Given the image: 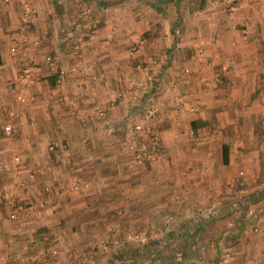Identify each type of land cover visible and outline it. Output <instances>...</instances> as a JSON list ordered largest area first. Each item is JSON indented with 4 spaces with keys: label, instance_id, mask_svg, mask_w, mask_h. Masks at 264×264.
Masks as SVG:
<instances>
[{
    "label": "crops",
    "instance_id": "1",
    "mask_svg": "<svg viewBox=\"0 0 264 264\" xmlns=\"http://www.w3.org/2000/svg\"><path fill=\"white\" fill-rule=\"evenodd\" d=\"M33 3L39 12L32 18V25L35 23L39 29L43 26L44 30L35 33L32 42L38 33L44 36L41 39L45 40L55 66L58 69L75 66V70L59 74L50 72L46 65V72L30 71L34 79L26 88L33 100L19 112V136L28 138L25 141L29 144L27 152L32 168L50 169L47 182L56 183L55 188L67 185L68 200L57 197V201L47 194L43 199L47 201L46 209L32 219L27 215L28 220L26 216L25 220L23 217L11 220L0 213V258L5 264H102V257L75 253L90 248V238L98 234L94 219L92 226L87 227L74 228L71 222L61 227L54 223L63 216L76 218L74 222H78L82 213L77 208L83 206L89 205L92 210L101 208L99 204L107 197L100 191L108 186L110 204L105 210L115 217L124 214L126 219L155 218L159 223L171 217V223L174 221L171 227L180 241L179 260L183 259L184 251L193 249V243L194 246L201 243L196 240L201 228L196 222L200 212L192 208L195 201L205 203L212 199L221 182L218 179L224 176L227 180L229 165L232 169L249 166L244 164L249 158L246 153L241 157L243 162L232 164L230 145L228 161L222 163L221 143L217 147L208 143L210 63L226 60L219 55L221 44L236 35V29L230 27L242 13L235 10L230 15L233 19L226 21L223 14L216 13L214 17L208 11V0H34ZM6 4L4 9L10 14L14 0ZM210 42L217 51L214 52ZM71 43H75L73 48ZM131 44L135 49L131 50ZM49 55L34 57L44 62ZM6 57L0 51V80L9 76L8 71L13 68ZM133 63L141 64L142 68L136 70ZM51 73H56L53 83L47 80ZM36 75H40V85ZM147 90L157 92L161 102L157 118L144 120L158 136L161 150L154 169H131L127 162L133 151L113 139L131 135L132 123L140 118L141 105L150 96ZM173 101L179 107L167 114L171 117L168 119L163 112ZM97 107L106 110L105 117L96 114ZM82 137L87 139L86 143L81 141ZM73 181H79L80 186H72ZM87 187L92 194L84 197L77 193L80 190L85 194ZM132 187L139 190L136 192ZM37 190L34 186V197ZM74 205L76 209H72ZM56 206L62 210L52 213L51 208ZM99 213L93 210L90 218L100 216ZM185 217L193 223L190 229L179 227L178 220ZM251 242L247 240V248L254 247ZM202 244L208 245V239ZM223 246L234 251L239 243L227 241ZM55 247L56 254H49ZM114 260L110 264L134 262L130 255L119 262ZM154 260L150 259L151 264ZM258 260L264 264V257ZM104 261L107 264L106 258Z\"/></svg>",
    "mask_w": 264,
    "mask_h": 264
},
{
    "label": "rangeland",
    "instance_id": "2",
    "mask_svg": "<svg viewBox=\"0 0 264 264\" xmlns=\"http://www.w3.org/2000/svg\"><path fill=\"white\" fill-rule=\"evenodd\" d=\"M10 1L0 0V51L2 55L6 53V59L12 62L13 67L8 71L9 76L0 80V213L11 220L22 217L24 220L25 218L28 220V216L31 219L34 216H40L43 209H46L47 201L45 202L43 199L47 198L45 197L47 194L50 197L53 196L55 200L58 199L57 197H66L67 201L68 193L66 192L67 185L55 188L56 183L47 182L50 169L32 168L28 159L29 152H27L29 144L25 141L28 138L19 136L18 115L21 111L23 112L24 104L33 100L32 93L28 92V85H21L19 76L23 69L30 65L38 66L39 70L36 72H46V64L38 60L39 58L35 59L34 56L37 54L44 56L49 53L45 48L47 46L45 40L41 39H45L44 36L41 37L38 33L35 42H32L35 39L34 34L39 30L41 32L44 30L43 26L39 29L35 23L32 25V18L39 12L33 3L34 0H14V7H11L12 10L8 14L9 10L5 11L4 6ZM25 1L34 4L36 11L27 23L25 31L21 32L20 5ZM18 2L21 4L19 5ZM235 10L242 13L237 22L230 16ZM208 11L214 14V17L218 15L216 13L223 14L225 21L227 18L228 20L233 19L232 22L235 25L230 28L236 29V35H233L231 40L224 39L225 42L221 44L222 48L219 50V55L221 53L226 60L221 63L218 61L210 63L211 67L208 71V143L211 142V146L217 147L218 143L227 141L230 145L233 165H238L236 163L241 161L244 153L249 157L244 162L245 165H249L248 168L243 167L239 170L235 166L232 169L229 165L231 169L227 173V180L224 176H222L223 179H218L221 182L217 187V192L212 194V199L205 203L196 200L193 204L192 208L200 207V210L208 207L211 203L216 207L215 212L210 216L204 215L198 209L200 213L196 222L200 225L201 230L197 234L196 240L200 239L202 243L207 238L208 245L202 244L201 246L199 243V246H194L193 243V249L184 251V258L179 260L180 241L171 227L174 223V221L171 223V217L168 218V221L161 220V223L157 222L155 218H130V221L124 217V214L115 217L109 210H105L110 204L107 201L109 200L107 191L109 187L103 186L100 192H103L101 194L107 198L99 204L101 208L93 209L98 210L100 216L90 218L93 210L88 205L77 208V210L80 209L82 215L76 223L74 222L76 218L67 219L63 216L61 219H55L54 225L62 227L66 226L67 222H71L70 225L74 228L76 226H92L93 221L95 222L98 234H94L90 238L92 240L90 248L79 249L75 252L79 253L77 255L86 257L91 253L98 259L102 257V264L106 263L105 258L107 264H110V261L113 263V259L115 262L129 255L134 258L133 264H151V258L155 259L154 264H262V261L259 263L258 259L264 257V241L262 240L264 238L262 232L264 231L262 229L264 228V0H208ZM228 40L230 42H227ZM12 44L14 45L13 51L10 50ZM74 44L71 43V48L74 47ZM209 45L214 52L217 51L215 44L210 42ZM129 47L131 50L135 49L132 44ZM30 51L31 54H29ZM51 51L53 52V50ZM49 56L53 58L52 55ZM135 64L133 63L135 69L136 65L142 67L141 64ZM239 66L240 68H238ZM30 71L29 69V74ZM35 78L40 85V75H36ZM18 92L25 95L23 101L16 98ZM146 94L150 95L146 97L147 102L160 101L158 93L154 90H147ZM21 104L23 105L21 106ZM7 109L14 111V125L10 135H6L3 131L7 119ZM168 109H164L163 115L169 119L171 117L167 114L171 111V104ZM159 112L160 108L151 116L156 119ZM159 117L163 119L160 115ZM148 126L147 140L156 136V140L160 144L158 136L151 130L149 124ZM131 132V135L123 138L116 136L117 138L113 140L117 143L122 142L125 147L129 148L126 139L137 140L136 134ZM81 141L86 143L87 139L82 137ZM131 150L133 151V149ZM13 154L18 155L17 161L12 159ZM133 155L134 151L127 162L129 168H155L158 156L153 163L144 162L141 165L133 162ZM239 181L245 182L240 183ZM71 184L80 186L79 181H73ZM34 186L39 189L36 192L37 197L33 196V194L36 195L33 191ZM132 188L136 192L139 190L136 187ZM86 190L85 194L80 190L77 193L84 197L92 194L88 187ZM121 193H125L124 189H121ZM69 196L71 197V195ZM76 206H72V209ZM51 209L52 213L54 210H62L58 206ZM12 211L15 213L14 217L9 216ZM252 214L254 215L251 216ZM237 217L239 218L237 219ZM92 219L94 220L92 221ZM147 219L149 220L148 227H146ZM178 221H180L179 227L182 229H190L193 225L187 217L180 218ZM126 223L127 225H125ZM201 224L203 225L201 226ZM254 227L257 228L255 231ZM167 228L171 233L166 232ZM114 240L116 241L114 242ZM192 240L195 241L194 237ZM247 240L252 241L253 248L246 247ZM227 241L235 242L236 245L239 243V246H236L237 250L234 248L233 251L224 247L223 243H227ZM103 243H106V247H102ZM242 243L245 245L242 246ZM56 249V247L52 248L48 253L55 255ZM44 253L45 251H43ZM226 254L227 260L223 261ZM1 259L3 260V258Z\"/></svg>",
    "mask_w": 264,
    "mask_h": 264
},
{
    "label": "built area",
    "instance_id": "3",
    "mask_svg": "<svg viewBox=\"0 0 264 264\" xmlns=\"http://www.w3.org/2000/svg\"><path fill=\"white\" fill-rule=\"evenodd\" d=\"M36 9L34 7V4H32L29 1H25L21 5L20 15L19 18L21 20L22 25L20 26V31H25V28L27 27V23L31 20L35 13ZM10 50H14V45L12 44L10 46ZM45 64L47 65V68L50 72L57 71L59 74L62 73H72L75 70V66H70L67 69H58L55 64L53 63V58L50 56H47L44 60ZM142 67L139 65H136V69L140 70ZM29 69L33 72H36L38 70V66L36 65H30L27 68L23 69V72L19 76V81L22 84H28L32 81V77L29 74ZM186 70V68H185ZM55 81H59L56 79ZM16 98L19 101H23L25 99V95L21 92L16 93ZM32 98V97H31ZM146 100V101H145ZM143 101V106L141 109V116L140 118L136 119L131 126L132 131L136 134L137 140L133 141L131 138L126 139V144L129 148L133 149L134 155H133V162L138 164H143L144 162L147 163H153L157 156L158 151L160 150V144L156 140V136H153L151 140H147V137L149 136V126L147 123L144 122L146 118L153 115L154 112H156L159 109L160 101H154L147 102V99ZM160 100V98H159ZM179 107V104L177 101H173L171 105V111H177ZM7 119L4 123L3 131L6 135H10L13 129V115L14 111L12 109H7ZM96 114L100 117H105L106 110L103 107H97L96 108ZM12 159L14 161L18 160V155L13 154ZM215 205L211 203L208 205V207L201 209L198 207V209L206 216H210L215 212ZM10 217H14L15 213L12 211L9 213ZM257 228L254 227L253 230L255 231ZM116 240H114L115 242ZM102 247H106V243L102 244ZM227 260V254L226 257L223 258V261ZM0 264H5V262L0 258Z\"/></svg>",
    "mask_w": 264,
    "mask_h": 264
},
{
    "label": "trees",
    "instance_id": "4",
    "mask_svg": "<svg viewBox=\"0 0 264 264\" xmlns=\"http://www.w3.org/2000/svg\"><path fill=\"white\" fill-rule=\"evenodd\" d=\"M56 73H51L47 76V80L49 83H53V80L55 79ZM220 151H221V162L227 163L228 161V151H229V143L228 142H222L220 145Z\"/></svg>",
    "mask_w": 264,
    "mask_h": 264
}]
</instances>
